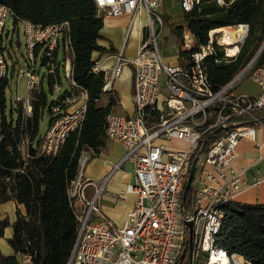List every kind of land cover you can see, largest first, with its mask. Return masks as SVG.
I'll use <instances>...</instances> for the list:
<instances>
[{"label": "built area", "instance_id": "2783aa9c", "mask_svg": "<svg viewBox=\"0 0 264 264\" xmlns=\"http://www.w3.org/2000/svg\"><path fill=\"white\" fill-rule=\"evenodd\" d=\"M94 1L103 17L128 14L132 23L138 13H145L143 36L132 60L134 113L112 111L106 116L107 138L122 142L125 148L122 161L129 159L135 164L134 182L127 185L125 192L135 193L137 199L123 226H115L99 204L105 182L99 184L84 177L89 155L83 153L78 174L69 188L79 227L67 264H176L187 240L189 264H198L202 257H206V264H246L242 255L229 254L218 247L216 235L224 216V203L260 181L250 184L244 179L243 171L233 164L240 140L255 139L256 127L233 121L230 130L212 139L196 167L191 186L194 187L193 212L189 217L183 215L182 197L195 151L205 135L225 128L236 115L253 118L255 109L264 106V64L256 68L253 63L246 65L214 91L204 65L205 57L213 52V40L192 53L187 65L165 60L159 45L165 25L162 0ZM197 2L181 0V5L184 11H190ZM9 18L12 25L7 26ZM20 22L25 66L16 73L19 78L26 77L27 94L17 99L15 105L5 107V112L9 117V112L21 102L24 115H32L30 92L39 88L43 80L46 82L48 76L55 77L53 98L57 101L51 106L55 119L41 134L38 146L33 143L36 154L55 155L67 135L81 127L87 109L86 90L60 98L63 78L68 80L70 88L77 87L72 79L69 21L43 24L21 19ZM241 25L249 29L248 24ZM15 29L19 30L14 25L13 10L7 4H0V79L12 77L13 63L4 47L7 34ZM193 46V35L184 27L182 48L190 50ZM65 52L69 54L66 58ZM226 55L233 56L228 52ZM115 58L110 72L105 71L104 89H112L127 59L123 49ZM94 69H101L100 65L96 64ZM245 77L258 85L257 95L236 91ZM173 139L182 140L187 146L174 147L170 144ZM17 149L26 160L30 156L29 140H22ZM89 187H93L91 194ZM187 223L192 224L191 241ZM18 261L33 264L30 253H18Z\"/></svg>", "mask_w": 264, "mask_h": 264}, {"label": "trees", "instance_id": "16d2710c", "mask_svg": "<svg viewBox=\"0 0 264 264\" xmlns=\"http://www.w3.org/2000/svg\"><path fill=\"white\" fill-rule=\"evenodd\" d=\"M14 12V25L21 19L50 24L69 21L70 49L72 51V79L77 87L67 88L60 98L76 94L80 89L87 92V109L80 128L71 131L55 155L28 156L21 158L17 146L22 140H29L38 146L41 136L40 123L47 110L49 122L55 119L51 109L57 99L53 98L56 78L48 76L40 91L34 92L33 112L24 115L20 102L14 110L5 112V89L0 93V203L15 200L23 204L25 211L16 210V219L10 223L5 218L0 221V236L7 226L12 227L8 239L14 250L13 255L0 251V264H20L18 253H30L33 264H67L75 244L79 221L69 196L71 182L76 178L80 158L83 153L97 155L107 143L106 116L117 111L119 96L114 89H104L105 71L95 70V51H114V47H104L98 43L102 37L104 17L98 13L94 0H0ZM165 23L177 40L178 61L187 65L191 54L210 42V34L220 27H237L248 24L249 31L239 51L226 55L225 48L217 40L212 41L213 52L205 57L204 65L211 88L219 90L245 67L264 42V0H199L193 9L184 11L186 28L194 38L190 50L182 49L184 26ZM264 64V48L253 63V68ZM7 78H3L5 80ZM60 81V79H58ZM237 123L255 127L264 123V106L254 111V117L247 114L236 115L218 133L209 131L199 143L193 161L199 164L210 141ZM192 161V163H193ZM192 166V165H191ZM191 169V168H190ZM194 187H191L183 202V215L193 212ZM224 216L216 245L229 254L237 253L247 264H264V205L228 200L223 205ZM188 231V230H187ZM188 240L176 264L190 263Z\"/></svg>", "mask_w": 264, "mask_h": 264}, {"label": "crops", "instance_id": "0c3cea01", "mask_svg": "<svg viewBox=\"0 0 264 264\" xmlns=\"http://www.w3.org/2000/svg\"><path fill=\"white\" fill-rule=\"evenodd\" d=\"M161 11L169 17L170 24L186 27L181 0H162ZM145 23L144 11L138 13L132 23H130V15L128 14L104 17V25L101 29L102 37L98 39V43L107 48L112 46L115 50L104 53L95 51L93 57L96 59L97 64L100 65V68L106 72H110L115 65V54L118 51L123 49L124 56L127 58L123 62L122 72L112 84V89L117 92L120 101L117 112L134 113L132 98L134 66L132 60L137 54ZM237 27L238 30L242 26L239 25ZM242 28L244 31L241 35H244L245 27ZM238 34L240 35V33ZM236 42L229 44L235 47L239 45V42ZM234 47L231 49H234ZM177 53L174 56H163L169 62H179ZM45 83L44 81V86L46 87ZM67 88H70L69 84ZM236 91L257 95L260 89L256 83L245 77L238 83ZM49 123L48 121V125ZM124 154L125 148L122 142L108 139L99 154L93 156L91 152H88L89 159L84 168V177L86 179L95 180L99 184L105 182L100 195V198L102 196L101 209L117 227L123 226L127 213L133 209L137 199L135 193L125 192L127 185L134 182L135 164L129 159L122 161ZM237 154L233 164L236 169L243 171L244 179L250 184L257 179H260V181L258 184L239 191L234 199L240 202L264 205V124L256 127L255 139L244 137L240 140ZM92 191L93 187H89L88 193L91 194ZM17 208H20L23 212L25 211L24 205L15 200L0 203V221L7 218L12 223L16 219ZM12 232V227L9 225L5 228L4 235L0 236V251L5 255H13L15 253L8 242Z\"/></svg>", "mask_w": 264, "mask_h": 264}, {"label": "rangeland", "instance_id": "374dc122", "mask_svg": "<svg viewBox=\"0 0 264 264\" xmlns=\"http://www.w3.org/2000/svg\"><path fill=\"white\" fill-rule=\"evenodd\" d=\"M10 25H12V18H9L7 21V26H10ZM17 26L19 30L15 29L14 31H12V33L11 32L8 33L5 39L4 50L6 51L7 57L13 63V67H14L12 74H11L12 77L10 79H5V80L0 79V93L2 90L1 87L4 85V83L5 85L8 84L5 89L6 90L5 100L7 103V105H5L6 109L11 107L12 104L15 105L17 99L25 98L27 94L26 77L24 76V77L19 78L16 73V70H19L21 67L25 66V60H24V57L22 56V52H24L25 50V41H24V37L22 33V23L19 21ZM228 28L232 29L233 31H237L238 27H228ZM223 33L224 31L222 29L213 30L211 32L212 35L210 34V39L217 40L219 44H222L224 46L225 51L228 52L227 49L232 48L234 46L232 44L230 45L229 43L225 41V39H223L224 38L222 37ZM12 36H13V44H11ZM244 38H245V35L240 36L239 34H237L236 41L239 42V45H238L239 49L242 44L241 42L243 41ZM159 45H160L161 52L164 56H174L178 51L177 40L174 38V35L171 33V28L168 23H165L164 25L163 31L159 38ZM68 55L69 54L65 52L64 58H66ZM168 60H174V59H168ZM62 81H63L62 91H64L68 86V80L63 78ZM41 89H43L42 85H40L39 88L30 92L31 100L34 98V95H35L34 92L40 91ZM48 121H49V114L46 110L44 117L40 123V133L41 134H43L46 131L47 126H48ZM170 144H172L174 147H181V148H184L187 146L186 142L182 140H178V139L171 140ZM101 199H102V196L99 200L100 207L102 208ZM198 264H206V257H202Z\"/></svg>", "mask_w": 264, "mask_h": 264}, {"label": "water", "instance_id": "95a60500", "mask_svg": "<svg viewBox=\"0 0 264 264\" xmlns=\"http://www.w3.org/2000/svg\"><path fill=\"white\" fill-rule=\"evenodd\" d=\"M248 31H249V29H247V35H248ZM247 35L245 36V38L243 39V41L241 43L244 42V40L246 39ZM263 48H264V42L262 43V45L260 46V48L258 49L256 54L252 57L250 62L247 64L248 66L251 65L252 63H254V61L259 56V54L261 53ZM222 128L223 127L219 128V129H216L214 131V133L219 132ZM29 154H30V156H35L36 155V146L33 144V142H29ZM195 171H196V161L194 160L193 163H192L191 169L189 171L187 183H186V186H185V189H184V193H183V197H182L183 202L185 200V196H186L187 191L192 186V182L194 180ZM187 227L189 229V235H190L189 240L191 241V239H192V224L191 223H187Z\"/></svg>", "mask_w": 264, "mask_h": 264}, {"label": "bare ground", "instance_id": "6f19581e", "mask_svg": "<svg viewBox=\"0 0 264 264\" xmlns=\"http://www.w3.org/2000/svg\"><path fill=\"white\" fill-rule=\"evenodd\" d=\"M240 26L244 27L243 25H240ZM242 27H240L237 31H233L232 29H229L228 27H220V28H217L215 30L222 29L224 31L223 36H222V37H224L223 39H225V41L227 43H233L237 39V34L238 33H243L244 29ZM245 31L246 32H245L244 35L246 36L247 35V30L245 29ZM244 35L243 34L242 35L240 34V36H244ZM238 49H239V47H238V45H236L234 47V49L228 48L227 51H228V53L230 55H234L235 53H237ZM230 51H232V52H230Z\"/></svg>", "mask_w": 264, "mask_h": 264}]
</instances>
